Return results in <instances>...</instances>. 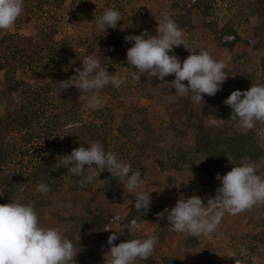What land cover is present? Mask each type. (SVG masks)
<instances>
[{"label":"rangeland","instance_id":"1","mask_svg":"<svg viewBox=\"0 0 264 264\" xmlns=\"http://www.w3.org/2000/svg\"><path fill=\"white\" fill-rule=\"evenodd\" d=\"M253 1L122 0L115 3L113 0H56L53 6L34 13L28 22L19 17L10 30L0 31V38L6 33L37 37L39 28L43 27L50 34L51 28H55L54 44L66 41L84 51L87 42L96 35L93 23L74 24L67 10L70 7L85 10L89 21L98 20L108 8L121 13L122 20L117 27L104 33L105 36H112L115 45L105 41L96 56L110 73L123 81L119 87L109 85L100 91L103 106L95 110L87 108V94L84 93L80 97L81 106L70 109L59 98L56 85H51L53 90L44 99L46 127L39 132L37 139L32 143L25 142L20 129L4 133L10 147L8 162L2 165L4 174L22 172L30 176L27 184L21 186L17 201L27 200L32 204L42 226L56 227L62 232L60 216H86L84 206L88 203L102 209V218L107 220L110 229L106 232L83 231L71 240L77 255L89 257L87 264H108V237L117 231H120L117 232L118 239L113 244L148 236L157 238L153 254L147 260L138 259L135 264H148L149 261L163 264V258L167 256L179 258L181 264H264V204L237 215L225 214L213 233L196 237L198 244L194 247L188 246L191 236L187 233L171 230L166 214L163 219L158 217V213L174 207L179 199L196 195L207 205L208 198H214L221 183L216 175L221 173L204 171L205 157L195 150L198 128L192 125L203 124L217 133L224 126L223 113L220 103L211 96L202 94L204 100L196 103L191 99V93L180 94L175 92L174 87L169 90L174 74L165 77L164 81L142 76L139 83H134L127 75L129 65L126 59L127 49L133 42L125 41L126 36L140 35L145 30L150 35H156L158 22L167 15L182 30L188 47L181 45L173 49L181 61L191 52L207 50L215 60L226 65L228 76L222 89L230 95L237 90L238 77H244L248 83L247 90L252 84H264V67L261 65L264 48H254L252 44L264 41L262 32L257 33L261 18L254 13ZM229 24L242 36L232 49L223 47L220 42L222 29ZM44 48L41 45L33 50ZM16 72L18 77H24L31 84H56L50 73H45L42 81L36 72H24L22 68ZM4 76V71H0L1 120L10 113L4 103ZM183 83L187 86V81ZM174 126L182 131L181 136L170 134ZM252 129L256 133L261 155L254 162L244 163L254 164L264 176V121H257ZM88 130L100 134L99 141L107 147V151L114 152L119 160L131 162L133 170L139 169L141 189L151 191L150 210L138 224V230L129 232L125 228L127 226L120 223L135 199L134 194L124 188L125 181L105 170L87 185V189L78 191L68 183L71 173L67 168L62 165L55 168L62 156L81 145L87 147L95 142ZM183 153L187 154V160L183 159ZM231 158L229 156L227 162H231ZM41 164L55 168L53 172H57L62 179L51 195L36 191L41 182L33 176ZM89 172L91 169L86 168L85 174ZM106 182L115 184L114 195L105 189ZM5 195L0 188V204L16 202L8 201ZM130 196L132 198L128 199ZM39 199L46 202L35 207Z\"/></svg>","mask_w":264,"mask_h":264},{"label":"clouds","instance_id":"2","mask_svg":"<svg viewBox=\"0 0 264 264\" xmlns=\"http://www.w3.org/2000/svg\"><path fill=\"white\" fill-rule=\"evenodd\" d=\"M24 9L25 0H0V31L10 30ZM121 20L118 10L105 9L96 21L94 30L98 34L106 33L109 28L115 29ZM223 39L230 41L234 37L226 36ZM125 41L133 42L127 49L126 59L129 65L127 75L134 83H139L142 76L164 81L165 77L174 74L175 78L168 85L169 90L174 87L175 92L180 94L191 93V99L199 103L204 100V95L214 96L220 91L228 76L225 63L215 60L207 50L191 52L181 61L173 49L181 45L188 47L182 30L167 15L158 22L156 35H150L145 30L140 35L126 36ZM75 73L67 80L60 81V88L75 87L81 93H86V106L92 110L103 106L99 95L101 90L109 85L119 87L123 82L93 55L84 57L82 70L76 68ZM183 81H187V86ZM13 100L17 104L21 102L16 94H13ZM224 103L231 107L230 119L237 121L241 130L252 129L257 121H264V84H252L244 91L234 90ZM62 157L55 168L62 165L73 176L82 177L78 181L80 187H86L100 172L107 170L113 177L125 181L124 188L134 194L133 205L137 212L145 215L150 210L151 191L141 189L140 170H133L131 162L119 160L114 152L105 149L102 142L95 141L87 147L81 145ZM86 168L91 172L85 174ZM216 179L221 182L220 186L214 198H208L207 205L201 197L193 195L179 199L174 207L158 213V217L163 219L166 214L172 231L196 238L213 233L225 214L237 215L264 204V176L258 174L254 164L233 166L222 176L217 173ZM50 190L46 183L36 187L40 193ZM125 228L132 232L138 230L139 225L134 219ZM117 232L108 237V264H135L138 259L147 260L153 254L157 242L155 236L113 244L118 239ZM77 253L73 242L59 228L40 224L32 204L19 201L0 204V264H75Z\"/></svg>","mask_w":264,"mask_h":264},{"label":"trees","instance_id":"3","mask_svg":"<svg viewBox=\"0 0 264 264\" xmlns=\"http://www.w3.org/2000/svg\"><path fill=\"white\" fill-rule=\"evenodd\" d=\"M122 0H113L115 3H121ZM56 0H25V9L20 18H24L25 22L32 19L33 14L37 11H41L48 6H53ZM254 13L261 18L260 26L257 28V33H261L264 37V0H254ZM69 19L72 23L78 24L93 23V27L97 20L93 19L89 21V15L85 10L76 9L70 7L67 10ZM52 33H48L43 27L38 29L37 37L34 35H27L21 33H6L0 38V71H4L3 92L4 103L6 109L10 112L6 119H0V188L6 194L8 201H17V194L21 190V186L26 185L30 176H25L22 172H10L5 173L2 169V165L8 162L10 157V147L8 140L4 133H8L12 129H20L22 133V139L27 143H32L37 139L39 132L46 127V100L49 93L53 90L51 87L56 85L59 89V98L70 107L77 108L81 106L80 97L84 93H81L75 87L61 90L60 81L67 80L75 75V69L81 68L82 59L88 55L97 56L98 50L102 48L105 41L115 43L112 40V36H105L104 33H96L92 36L91 40L87 42L85 50L81 51L76 48L72 43L62 41L56 44L53 43L54 34L57 29L51 28ZM226 36L234 37L230 41H225L223 38ZM242 40V36L234 30L229 24L226 25L220 33V42L223 47L232 49L234 45ZM254 48H264V41L260 43L252 42ZM45 47L41 51L33 50L34 47ZM115 45V44H113ZM46 53L48 56H46ZM48 57V58H47ZM14 64L22 68V71L36 72V76L43 78L45 73H50L51 77L56 79V84L49 83H35L31 84L24 77H18ZM261 65L264 67V56L261 58ZM37 67L40 69L37 70ZM67 67L69 69H67ZM38 72V74H37ZM52 85V86H51ZM248 83L246 78L242 77L237 79V89L244 91ZM13 94H16L21 98L20 103H16L13 100ZM223 89L218 91L213 99L218 101L221 105L224 126L214 133L212 128H207L203 124H193L198 128L196 136L195 150L197 154H202L206 160V166L204 171H211L212 173L220 172L221 176L231 170L233 166H237L245 161L254 162L260 158V147L256 139V133L253 129L241 130L238 122L230 119L232 109L230 106L224 103L228 97ZM8 118V119H7ZM170 131L172 136L179 137L182 135V131L177 127H173ZM93 141L100 140V134L97 132L89 131ZM107 150V147L105 146ZM231 156V162H227L228 157ZM182 157L187 160V154L183 153ZM3 172V173H2ZM258 174H260L258 172ZM261 175V174H260ZM36 181L46 183L50 186L49 195L53 193V190L58 186V183L62 181L57 172H53L52 166L48 164H41L37 168V172L33 176ZM55 178L53 181L52 179ZM82 177H76L72 174L68 181L70 187L75 190L83 191L86 187H80L78 181ZM115 184L109 182L105 183V189L109 194L114 195ZM119 190V189H118ZM117 190V191H118ZM130 196L128 199H131ZM134 201L132 202V208L120 222L122 225L128 226L132 220H136L139 224L146 216L134 209ZM21 203H28L27 200L20 201ZM42 199L37 201L38 205L45 203ZM86 216L74 214L68 217L60 216L59 222L62 226V233L70 240H73L80 232H93L94 230L106 232L105 228H108V222L105 220L102 214V209L98 206L88 203L84 206ZM148 213V212H147ZM198 244V239L190 237L188 240V246L194 247ZM89 257L76 255L74 257L75 264H87ZM181 260L177 257H164L163 264H181ZM148 264H154L149 261Z\"/></svg>","mask_w":264,"mask_h":264}]
</instances>
